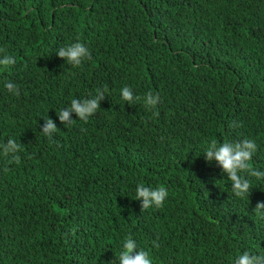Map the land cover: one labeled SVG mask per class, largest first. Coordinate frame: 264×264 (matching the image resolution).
Masks as SVG:
<instances>
[{
    "label": "trees",
    "instance_id": "16d2710c",
    "mask_svg": "<svg viewBox=\"0 0 264 264\" xmlns=\"http://www.w3.org/2000/svg\"><path fill=\"white\" fill-rule=\"evenodd\" d=\"M77 40L91 51L78 67L56 54ZM0 49L16 60L0 66V145L22 147L19 164L0 150V264H118L128 236L153 264L264 254V180L237 197L203 155L255 140L264 171V0H0ZM125 86L159 93L157 109L125 102ZM97 88L87 122L59 121ZM140 183L167 188L162 207L141 210Z\"/></svg>",
    "mask_w": 264,
    "mask_h": 264
},
{
    "label": "clouds",
    "instance_id": "9594fccd",
    "mask_svg": "<svg viewBox=\"0 0 264 264\" xmlns=\"http://www.w3.org/2000/svg\"><path fill=\"white\" fill-rule=\"evenodd\" d=\"M2 52L3 50L0 49V53ZM56 54L60 58H65L69 65L76 67L80 66L85 59L91 58V51L79 40L60 47ZM15 63L16 60L11 55H3V58L0 59V66H4L5 68ZM4 86L17 97L20 95L18 86L13 82L8 81ZM106 92V88L103 90L97 88L95 95H90L84 99H72L68 107L57 112L59 121L65 126H69L76 120L72 119V113H75L79 120L87 122L89 117L93 116L101 107V101L105 99ZM121 95L122 99L131 105H136L142 101L145 108L150 111L157 109L160 102L159 93L148 91L141 97L136 95L128 86L122 88ZM153 116L158 117L159 111H154ZM44 121L41 132L51 138L58 129L57 123L51 117L44 119ZM230 126L239 127L240 125L233 121ZM0 150H2V155L6 158L10 157L12 162L16 164L21 162L19 153L22 151V147L14 138H9L6 143L0 145ZM257 150L258 146L255 140L251 139L225 140L219 144L216 139H212L203 155L206 161L212 162L215 160L218 163L227 178L231 181L232 192L235 196L244 197L245 195H250L252 190L251 180L248 177L264 180V171L253 168L251 163ZM168 194V190L164 186L152 188L145 186L144 183H140L136 188L135 199L141 201V210H146L153 205L157 208L162 207ZM255 210L258 214L264 215V201H258ZM153 243L155 247L159 248V243L156 241H153ZM136 249H139V251L137 252ZM118 264H153V262L149 251L140 248L136 240L128 236L123 241L122 251L118 256ZM234 264H264V254L258 255L249 251H243L242 254H239L235 258Z\"/></svg>",
    "mask_w": 264,
    "mask_h": 264
}]
</instances>
